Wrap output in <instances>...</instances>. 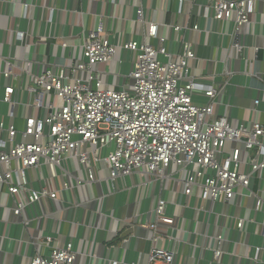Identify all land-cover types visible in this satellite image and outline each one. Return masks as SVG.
Segmentation results:
<instances>
[{
    "label": "built area",
    "instance_id": "built-area-1",
    "mask_svg": "<svg viewBox=\"0 0 264 264\" xmlns=\"http://www.w3.org/2000/svg\"><path fill=\"white\" fill-rule=\"evenodd\" d=\"M206 1L199 15L219 24L232 22V48L244 53L245 46L236 38L251 23L256 0ZM138 17L142 20L143 10L138 11ZM182 29L174 27L175 32ZM193 30L199 32V26ZM158 31L159 26L151 23L146 34V38L158 39V47L136 40L120 46L135 56L131 84L122 88L106 85L100 77L103 73L97 72V67L114 60L118 48L101 28L87 33L74 63L58 69L49 67L39 75L30 73L29 65L21 69L31 78L25 91L32 101H19L21 89L12 84L4 88L0 100L11 107L10 116L16 117L19 106L24 109L21 127L0 120V197L14 203L9 207L0 203V212L10 211V224L19 221L28 229L37 221L66 222L61 219L62 212L88 211L94 203L100 205L96 213L101 219L109 196L136 188L128 185L134 176L143 177L139 184L144 189L168 180L181 187L184 196L211 204V210L204 211L220 219L227 230L232 227L244 234L250 224L258 223L256 218L232 215L231 208L264 213V124L234 125L228 118L219 117L217 100L226 80L218 84L215 77L209 83L192 75L190 61L197 59L193 45L181 43L179 52L173 54ZM16 69L8 62V70L1 74L10 81L20 77ZM198 96L205 97L206 102L201 103ZM68 163H76L84 176L69 171ZM46 169L52 172L51 177L43 176ZM102 171L108 172L113 191L92 196L88 186L102 187ZM57 179L61 180L60 187L55 186ZM76 190L83 191V201L76 198ZM62 192L74 194L76 201L65 202ZM57 203L65 206L56 209ZM220 204L224 209L217 212ZM39 205L46 209L43 214L35 212ZM169 205L159 197L151 212L153 220L146 219L145 214L131 216L126 223L131 224L132 234L115 236L119 238L117 245L122 248L129 243L140 228L152 233L146 238L151 242L149 264H176V252L163 246L179 241L177 217L169 213ZM31 210L35 215H28ZM72 225L83 226L76 221ZM259 228L264 229V221ZM212 239L214 247L209 253L215 263H220L229 241L227 235ZM39 240L36 247L48 246L50 252L37 253L28 264L78 263L79 254L72 242L61 248L54 245L53 237ZM263 253L264 239L255 248L254 259L236 255L240 261L258 264ZM111 264L125 263L115 260Z\"/></svg>",
    "mask_w": 264,
    "mask_h": 264
},
{
    "label": "crops",
    "instance_id": "crops-1",
    "mask_svg": "<svg viewBox=\"0 0 264 264\" xmlns=\"http://www.w3.org/2000/svg\"><path fill=\"white\" fill-rule=\"evenodd\" d=\"M206 2L183 0L181 6L180 0H0V98L4 88L12 84L21 89L17 95L19 101H32L33 97L25 91L31 78L23 75L21 69L29 65L30 73L39 75L49 67L58 69L74 63L79 59L84 37L89 31L99 28L118 48L113 62L97 67V72L103 73L100 75L102 81L111 88L130 85L129 76L135 56L120 46L132 40L160 46L158 39L146 38L147 27L154 23L159 26V36L167 40L166 46L173 54L179 52L181 43L193 45L197 59L190 61L192 75L203 77L209 83L215 81V77L218 84L226 80L227 85L217 100L219 117L228 118L234 125L264 124V0H256L251 23L236 38L245 46L242 54L232 48L235 40L231 36L232 22L219 24L199 15ZM139 10H143L142 20L138 17ZM195 26H199V32L193 30ZM174 27L183 29L175 32ZM23 34L25 38L22 40ZM65 43L67 47L63 46ZM8 62L17 67L15 72L20 77L7 81L2 76L1 73L8 70ZM197 100L206 102L205 97L198 96ZM256 102H259L257 106ZM11 112V107L0 100V120L7 125L21 127L24 109L19 106L15 118L10 116ZM68 169L76 175L83 174L76 163H68ZM51 173L46 169L43 176L51 177ZM101 177L102 187L88 186L92 196L113 191L111 182L107 180L108 172L102 171ZM261 179L264 190V172ZM143 181L142 176L131 177L128 185H136V188L109 196L104 206L105 216L101 219L96 213L100 205L94 203L88 211L72 209L62 212L61 219L66 222L58 223L53 219L37 221L25 229L14 219L10 224V211L3 209L0 212V264H28L39 252L48 255V246L36 247V242L46 236L53 237L56 240L54 245L61 248L72 242L79 254L77 264H111L115 260L125 264H149L151 242L146 238L152 237V233L146 234L138 228L137 237L133 235L122 248L117 245L119 238L115 236L132 234V229L129 230L131 224L126 221L135 214H145L146 219L153 220L151 212L159 197L170 203L168 211L177 217L179 241L163 244L167 250L176 252V264H256L251 260L240 261L236 252L247 259H254L255 248L261 246L264 239V229L259 228V223L264 221V213L255 215L251 209L232 207V215L256 218L258 222L250 224L247 232L241 234L235 228H223L220 219L206 213L211 210V204L184 196L181 187L174 183L159 181L144 189L139 184ZM60 183L61 180L57 179L55 186L60 187ZM36 186H39L37 181ZM75 192L76 198L83 201V191ZM61 197L67 203L76 201L72 193L62 192ZM0 203L14 206L5 196L0 197ZM64 206L57 203L55 208ZM223 209L224 204H220L217 212ZM36 210L43 214L46 209L39 205ZM28 212L29 216L35 215L33 210ZM74 221L83 226H73ZM224 222L228 225L227 221ZM206 231L208 237L205 236ZM215 235H227L229 241L220 263H215L209 253V249L214 247L212 238ZM260 261L258 264H264V253Z\"/></svg>",
    "mask_w": 264,
    "mask_h": 264
},
{
    "label": "rangeland",
    "instance_id": "rangeland-1",
    "mask_svg": "<svg viewBox=\"0 0 264 264\" xmlns=\"http://www.w3.org/2000/svg\"><path fill=\"white\" fill-rule=\"evenodd\" d=\"M112 62H113V61H112ZM112 62H111V63H112Z\"/></svg>",
    "mask_w": 264,
    "mask_h": 264
}]
</instances>
